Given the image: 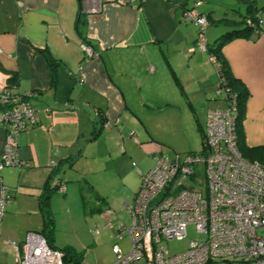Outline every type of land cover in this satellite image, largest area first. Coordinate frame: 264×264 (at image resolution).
Returning <instances> with one entry per match:
<instances>
[{"label":"crops","instance_id":"0c3cea01","mask_svg":"<svg viewBox=\"0 0 264 264\" xmlns=\"http://www.w3.org/2000/svg\"><path fill=\"white\" fill-rule=\"evenodd\" d=\"M194 1L0 0V92L31 95L38 114L37 124L18 135L21 165L0 169L10 193L0 217V264H19L11 243L42 231L41 195L53 166L62 164L57 179L64 186L49 198L55 228L62 214L56 204L66 202L79 183L80 198L92 203L86 210L94 217L88 233L95 237L90 230L99 226L116 236L124 214L130 218L127 207L141 175L152 168L155 155L169 154L160 134L201 138L207 110L225 107L210 52L197 46L198 27L182 19ZM200 1L197 10L208 21L206 44L241 28L239 21L251 13L249 3L264 20V3L258 0ZM79 29L96 52L86 60ZM221 52L247 91L246 158L264 165V32L233 38ZM12 75L17 84L10 86ZM6 134L0 126V161ZM166 143L173 151L188 145ZM106 218L117 225L105 228ZM88 240L82 235L78 244L62 239L61 245H91ZM51 243L57 245L53 238Z\"/></svg>","mask_w":264,"mask_h":264},{"label":"built area","instance_id":"2783aa9c","mask_svg":"<svg viewBox=\"0 0 264 264\" xmlns=\"http://www.w3.org/2000/svg\"><path fill=\"white\" fill-rule=\"evenodd\" d=\"M184 8L182 19L198 27L197 46L206 50L204 33L208 24L197 7ZM248 25L264 32V20L249 18ZM83 60L96 54L81 42ZM209 60L215 57L209 54ZM224 108L208 109L202 133V147L184 156L159 153L154 165L141 175L134 201L127 207L130 223L118 227L112 245L111 264H264V165L244 158L236 134V102L224 82L217 83ZM31 95L0 92V126L6 127L5 165L20 166L16 155L18 135L38 122ZM64 186H58L63 191ZM10 198L0 177V217ZM104 227L113 226L106 218ZM191 226L198 239H190L185 250L170 254L161 244L182 240ZM98 235L99 226L90 230ZM127 236L130 245L118 241ZM19 264H71L63 253L51 248L39 232H28L21 244L11 243Z\"/></svg>","mask_w":264,"mask_h":264},{"label":"rangeland","instance_id":"374dc122","mask_svg":"<svg viewBox=\"0 0 264 264\" xmlns=\"http://www.w3.org/2000/svg\"><path fill=\"white\" fill-rule=\"evenodd\" d=\"M258 1L260 2V5L264 3V0ZM211 36H213V33L211 34ZM219 36L220 35H218V37ZM213 42L214 41H208L207 44L211 46ZM160 139L163 141L162 150L163 152L165 151L169 153L168 156H173L175 153H177L179 154V156L182 157L190 152H198L201 150L202 147L200 137H188L187 135H184L181 132L177 131L170 132L168 134L162 132L160 134ZM166 142L173 144L175 147H178L184 144L185 142H187L188 145L184 144L182 146L184 147L183 149H176L174 150V153L172 149L167 148L168 145ZM99 176H101V174L98 175V177ZM67 183L70 184L73 182ZM78 185L79 183L72 186L73 188L71 193L73 194V196L71 195V193H69V199L66 202L60 203L58 201V204H56L57 211L61 210L62 214H59V216L56 217V228L54 229V232L52 234L53 239L56 240L57 245L55 246L59 248L66 246L61 245L62 239H66V242L69 243H77V240H81L82 235H86L89 239L87 244L90 243L91 245H71L72 249L77 254H83V257L79 264H111L115 260V255L112 252V245L116 242L115 235L108 231L105 232L104 230H100V233L95 237H92L88 233V230L93 223L91 219H93L94 217L92 218L88 213L86 215V210H88V208H91L92 203L87 200L82 201L79 195ZM104 186L106 189L108 188L106 184ZM122 221L125 223V225H128L130 223V218L126 214H124ZM113 224L117 225V222L115 221V223L113 222ZM198 238L199 237L194 231L193 227L189 226L186 231V236L182 240H167L163 241L161 245L170 254H176L186 249L190 239ZM92 239H97V243L93 244ZM118 244L122 249L126 250L130 245V241L127 236H124L121 241H118Z\"/></svg>","mask_w":264,"mask_h":264},{"label":"trees","instance_id":"16d2710c","mask_svg":"<svg viewBox=\"0 0 264 264\" xmlns=\"http://www.w3.org/2000/svg\"><path fill=\"white\" fill-rule=\"evenodd\" d=\"M249 10L251 9V13L247 16H245L242 21H239V23L242 22L243 26L241 28L238 27H232L230 30L226 31L222 35H220L214 42L213 45L210 47H207L206 44V49L210 52V54L214 55L215 57V62H212L213 65L215 66L217 70V83L224 82L226 87L229 89L230 92L234 94L235 97V102H236V118H235V123H236V134H237V144L239 151L241 155L246 158V154L244 152L245 146H243V133H242V121L244 117V111H245V101L247 98V91L245 87L242 85L240 81L235 79L233 75L231 74L229 67L226 63L225 58L223 57V54L221 52L222 46L230 41L233 38H238V37H248L252 32H257L258 26L255 27L248 25L246 23V20L251 18L254 20V22L257 21V16H259L257 11L253 10V5L251 3L248 4ZM253 11V13H252ZM223 23L229 22L232 23L234 22L232 19H223ZM79 37L83 43L88 44V41L85 38V33L84 30L79 29ZM89 45V44H88ZM51 68H52V81L53 83L56 80V73L54 72V63H51ZM17 84V77L16 75H12L10 79L8 80V85H15ZM7 92L11 93L9 90ZM14 94V93H13ZM17 94V93H16ZM27 95V94H26ZM2 106L0 105V110ZM202 136V135H201ZM201 144H202V137H201ZM247 159V158H246ZM250 161H253L252 159H247ZM68 164H72V161L69 162ZM62 164L55 165L51 169V173L49 174V177L47 178V181L45 182V187L42 190V199H41V209L43 212V217H44V227L41 232H39L46 240L48 245L51 248H56L55 246L52 245L51 241L53 238V232L55 229V223H54V216L53 213L51 212L49 208V198L50 195L56 191H58V186L63 185L61 181H58L57 175L62 171ZM59 249L63 253L64 261L67 263L71 264H79L80 262V255L77 254L70 246H64L62 248H56Z\"/></svg>","mask_w":264,"mask_h":264}]
</instances>
